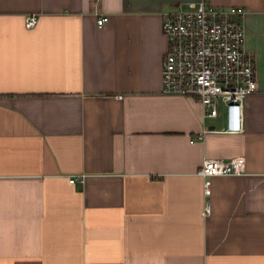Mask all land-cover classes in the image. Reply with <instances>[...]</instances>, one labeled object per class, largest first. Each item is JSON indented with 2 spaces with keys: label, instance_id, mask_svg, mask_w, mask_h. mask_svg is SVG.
I'll return each mask as SVG.
<instances>
[{
  "label": "crops",
  "instance_id": "0c3cea01",
  "mask_svg": "<svg viewBox=\"0 0 264 264\" xmlns=\"http://www.w3.org/2000/svg\"><path fill=\"white\" fill-rule=\"evenodd\" d=\"M190 1L0 0V264H264V0H208L247 8L258 91L202 138L224 106L162 90L163 12ZM235 156L206 193L204 159Z\"/></svg>",
  "mask_w": 264,
  "mask_h": 264
},
{
  "label": "built area",
  "instance_id": "2783aa9c",
  "mask_svg": "<svg viewBox=\"0 0 264 264\" xmlns=\"http://www.w3.org/2000/svg\"><path fill=\"white\" fill-rule=\"evenodd\" d=\"M246 13L245 6L215 5L208 0L190 1L163 12V30L169 40L162 66L163 92L196 97L202 103L204 119L217 118L222 105L225 108V127L206 125L200 138L209 131L245 130V100L258 91L255 58L245 48ZM108 19L107 14L99 15L98 24ZM37 21L35 14L26 17L28 27ZM245 162L244 156L205 158L200 173L207 177L206 193L211 192L210 176L245 172ZM78 180L84 181L85 174L70 178L71 182ZM210 212L211 204L206 202L202 213Z\"/></svg>",
  "mask_w": 264,
  "mask_h": 264
}]
</instances>
